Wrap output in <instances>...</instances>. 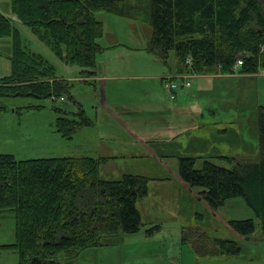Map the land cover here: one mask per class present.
<instances>
[{
    "label": "trees",
    "instance_id": "obj_1",
    "mask_svg": "<svg viewBox=\"0 0 264 264\" xmlns=\"http://www.w3.org/2000/svg\"><path fill=\"white\" fill-rule=\"evenodd\" d=\"M11 10L18 22L0 10V38L13 37V73L0 78V98L34 95L55 100L69 93L68 82L55 80L54 64L22 45L18 23L67 63L86 68L82 72L88 75L97 73L103 30L99 11L147 18L153 31L149 49L165 60L174 51L178 74L235 72L239 56L244 73L258 72L264 65V0H12ZM79 115L80 120L60 111L58 125L65 135L81 125L84 110ZM258 128L260 151L254 159L226 157L229 166L205 159L198 167V157L183 156L178 169L181 179L214 210L229 200L244 199L264 235V108ZM104 159L16 160L13 154H0V216L12 213L16 222V241L0 248L17 249L20 264H62L58 257H75L86 248L112 245L138 233L144 223L137 204L148 194L150 180L133 174L103 179L99 165ZM229 224L245 239L257 228L254 218ZM212 241L207 248L199 244V249L227 256L242 252V240Z\"/></svg>",
    "mask_w": 264,
    "mask_h": 264
},
{
    "label": "rangeland",
    "instance_id": "obj_2",
    "mask_svg": "<svg viewBox=\"0 0 264 264\" xmlns=\"http://www.w3.org/2000/svg\"><path fill=\"white\" fill-rule=\"evenodd\" d=\"M11 1L0 2V10L15 18L11 10ZM97 16L103 23L102 33L98 38L102 50L97 54V63L104 62L110 66L112 71L119 72L117 75H126V77H106L104 83L99 80H82L81 76L86 75L82 72V67L67 63L34 32L18 23L22 45L44 55L50 61L49 64H54L57 70L55 80L68 82L69 93H63L61 98L60 95H57L59 99L55 100L52 99V96L36 97L34 95L0 98V107L2 106L4 109L0 112V154H13L16 160L46 157H93L85 156V154L96 155L107 145H110L121 154L106 156V159L100 162L99 176L101 178L120 179L124 173L141 175L148 177L151 183L160 184L161 187L170 191L177 187L178 180L184 181L181 177L173 178L174 183L166 186L167 183L163 182L168 181H164L163 177L168 174L163 167L169 170L168 165L172 166L177 169L176 172L178 171V176H180L177 166L183 156L198 157V167L202 166L205 159L229 166L228 160L231 157L236 158L235 160H246L247 158L250 160L257 156L260 151L258 117L260 110L264 108L263 64L255 73L242 72V65L236 72L180 73V78L188 76L191 79L192 86L189 89L180 90L178 100L177 97L173 100L164 87V83L166 78L172 77L174 74L170 71V63L174 65L175 53L171 51L165 60L151 51L148 46L143 45V41L147 42V36L151 34V25L112 11H99ZM140 23L144 24L143 27H140ZM12 48L13 37L0 38V78L13 73V63L9 58ZM241 58L243 59V57ZM165 64L169 69L165 67ZM234 67L236 68V65ZM155 68L162 71L165 69L167 75L163 77V81L157 78L152 83L151 79L144 78V76L154 73ZM219 68L222 69V66ZM96 70L98 69L96 68L94 71ZM235 73H239V76L246 82L243 83L240 79L235 78ZM215 74H222L220 75L222 77L199 80L197 78L200 75L212 76ZM247 74L252 75L247 76ZM132 75L140 77L130 78ZM184 100L187 102H180ZM112 101L118 103L121 113L132 111L133 108L140 106L144 128L135 131L139 136L171 133L170 136H167L171 138L150 141L146 144L149 147V152L139 153V150H136V153L132 154L135 147H138L137 143L133 142L137 141L136 135L125 126L126 122L129 123L127 118L130 117L118 116L111 112L107 103L110 104ZM181 105H187L191 110L177 107ZM81 110H84L85 116L81 125L76 130H71V134L65 135L58 125L60 111H67L69 117L75 116L80 120L79 112ZM178 116L181 119H178ZM191 118L199 119L196 126L190 123ZM183 122L189 123V126L177 133V125H181L179 123L183 125ZM168 123L171 124L167 125ZM203 123L205 124L202 125ZM132 125L136 127L133 121ZM221 130H234L238 137L235 140L229 138L222 140L218 135ZM175 135L179 137L176 136L173 141L172 137ZM203 135L204 137H202ZM160 147H165L166 154L170 153V162L169 159L166 161L160 157L157 152ZM93 158L101 159L103 156ZM172 175L175 176L173 172ZM185 186H180L183 193ZM194 192L196 195L198 194L197 189H194ZM187 194V196L182 194V198L177 196L170 202L177 204V211L187 207L186 213H182L187 217L188 222L190 221V225H187L189 227L186 226L185 236L195 239L196 245L200 244L203 248H207L217 237L213 232L217 229L221 232H223V228L226 231L227 229L225 225L218 227L219 219L211 214V208L207 207L205 201L194 200L193 202L189 198L192 196L190 190ZM164 195L166 200L168 198L166 192ZM157 196L161 198L159 194ZM197 196L199 199L201 198L199 195ZM160 210L164 217L168 216L166 208L161 206ZM219 212L224 221L254 218L257 223L256 231L251 238L240 242L241 254L229 255L228 264H264V235L259 224L260 221L252 208L247 205L244 199L237 198L227 201L225 207ZM213 213L217 214L216 210L213 209ZM181 216L177 215V219ZM166 220L167 222L171 221L172 225L177 224L173 219ZM143 223L145 222L143 221ZM172 231L173 227L169 236H172ZM15 241V217L12 213L7 212L0 216V245L11 244ZM118 250L119 247H116V253ZM202 250L207 253L204 249ZM179 251L183 255L191 253L189 248L183 247L182 241ZM208 253L212 256L217 252ZM62 255L64 254L59 256ZM107 255L108 253H102L101 260L107 262L108 259L102 258ZM184 257L192 263L188 256ZM62 258L63 256L58 257L60 260ZM80 259L83 264H98L92 259L84 261V256ZM90 260L91 262H89ZM20 263V252L17 249L14 247L0 248V264Z\"/></svg>",
    "mask_w": 264,
    "mask_h": 264
},
{
    "label": "crops",
    "instance_id": "obj_3",
    "mask_svg": "<svg viewBox=\"0 0 264 264\" xmlns=\"http://www.w3.org/2000/svg\"><path fill=\"white\" fill-rule=\"evenodd\" d=\"M0 2H3V0H0ZM14 17L15 18L13 19L18 22L19 20L16 17V15H14ZM133 21H136V20H133ZM139 21H145L147 22V24H150L147 18L143 20H139ZM139 25L140 27H143L144 24L140 23ZM151 27L149 28L151 29ZM152 33L153 31L151 30V34L147 36V39H148L147 42L143 41V45L145 47L149 46ZM98 42H99V39H98ZM155 54L158 55L157 53ZM170 65H171L170 71L174 73L172 75L178 74L176 71L177 70L176 57H175L174 65H172L171 63ZM165 67L169 69V67L166 64H165ZM98 68L99 69L96 70L97 73L93 75H88L87 73H85L86 75L81 76V79L86 80V81H93V80L98 81L99 80V81H102V83H104L106 77L107 78L126 77V75L124 76L117 75L119 74V72H117L116 70L112 71L110 66L106 65L104 62H102L101 64H98ZM239 68L240 66L237 67V69ZM81 70L83 69L81 68ZM104 72H106L105 75H104ZM166 75H167V72L165 71V69L162 71L159 68H155L154 73L145 75L144 78L151 79V82L154 83L153 81L157 78H160L161 81H163V77ZM220 75L222 74H215L212 76L200 75V76H197V78L198 80L201 78H213V77L220 78L222 77ZM234 75H236L234 76L235 78L240 79L241 81H243V83L246 82L244 78H241L239 76L240 75L239 73H235ZM250 75L252 74H247V76H250ZM137 76L139 75H132L130 76V78H135ZM185 89H189V88H185ZM177 100H178V97H177ZM180 102H187V100L180 101ZM107 107H109V110L111 112H114L115 115H118V116L122 115V116H125L126 118L130 117V118H127V120H129V123L126 122L125 126H127V129L129 131H131L133 134L136 135L137 141H133V142L137 143L136 146L138 147V148L135 147V150L132 152V154H135L136 150H139V153L149 152L148 151L149 147L146 146V144L149 143L150 141L153 142L156 139H163V138L170 139L171 138V137H167V136H170L171 133H167V134L166 133H163V134L153 133V134L145 135L144 137H141L135 133L136 130H142L144 128L143 127L144 119L142 118L143 113L141 111L142 109L140 108V106H138V108H133L132 111H129V112L127 111L124 113H121L119 111V105L115 101H112L110 104L107 103ZM177 107L186 108V109L191 110L189 107H187V105L185 106L181 105ZM113 108H116L117 110H114ZM178 119H181L180 116H178ZM198 120L199 119L191 118L190 123H192L193 126H196V123ZM132 121L135 122L136 127L132 125ZM138 122H140L139 126L137 125ZM170 124L171 123H168L167 125H170ZM179 124L181 125H177V133L179 131H183L185 128L189 126V123H186V122H183V125L182 123H179ZM204 124L205 123H203L202 125ZM203 130L207 131L205 129ZM177 135L173 136L172 140ZM218 135L222 140L228 139V138L235 140L238 137L237 136L238 134L234 132V130H227V131L221 130V133H219ZM178 137L179 136H177V138ZM202 137H204V135ZM164 149L165 147H160V149H158L157 152L161 158H164L165 160L169 159V162H170L171 160V158L169 157L170 153H168L169 155L166 154ZM119 154L121 153L116 148L110 145H107L104 150H101L96 155L86 153L85 156L106 157V156H118ZM177 161H178V158H177ZM168 168L169 170L163 167L164 171L166 170L165 171L166 174H168V176L163 177L164 181L166 180L168 181V182H163V183H167L166 186H169L171 183H174L172 180L173 178H178V179L180 178V176H178V171L176 172L177 169H174L170 165H168ZM172 172L175 174V176L172 175ZM181 185L185 186V183L178 180L177 187L175 189H172L173 191H170L164 187H161L160 184H155V183L150 182L148 194L142 197L141 199H139L138 204H137L139 211L141 213V217L143 221L145 222L142 229L138 233L128 234V235H125L123 238H118L117 241L112 245L86 248L80 251L76 257L67 258V256H65L66 258H62L61 260L62 264H83V261L80 259L82 256H84L85 258L84 261L92 259L96 261L98 264H225V262L226 264H228L229 256L219 253V252H217L216 254H212L211 256L199 249V245L195 244V241H196L195 239H193L192 237L188 238L185 236L186 226L190 225V221L188 222L187 217L183 216L182 213H186L187 207H185L184 209L181 208L179 211H177V204L171 203L170 201L174 200L177 196L179 198H182V194L187 196L188 195L187 192L189 190L192 196L190 197L188 196V197L192 199L193 202L194 200L204 201V199L202 198L199 199L197 196L198 194L196 195V193L194 192V188L189 187L188 184L184 187L186 193L185 192L183 193L182 188L180 187ZM165 192L168 197L166 199L167 201L164 199ZM157 194H159L161 198L157 196ZM206 205L207 207L211 208V211H212L211 214L214 215L217 219H219L218 227H220L221 225H225V228L227 229L226 231L223 228V232H221L219 229L213 232L214 234H216L217 238H223V239L230 238V239H238L242 241L245 239V237L238 235L230 227V224H229L230 220H226V221L223 220V216L220 214L219 211L222 210L224 207L216 210L217 214H214L213 208L209 206L208 204ZM161 206L167 209L168 216H165V217L163 216L160 210ZM177 215L179 216L182 215V216L179 219H177ZM166 219H173L177 222V224L174 223V225H172L171 221L167 222ZM172 227H173V231L171 233L172 236H169V232L172 229ZM188 227L189 226H187V228ZM181 241H182L183 247L189 248L191 253L183 255L182 252L179 251V245ZM116 247H119V250L117 253L115 251ZM102 253H108L106 257H102L104 260L108 259L107 262H104L101 260L100 255ZM184 256H188L192 260V263L188 258H185ZM89 262H91V260Z\"/></svg>",
    "mask_w": 264,
    "mask_h": 264
},
{
    "label": "built area",
    "instance_id": "obj_4",
    "mask_svg": "<svg viewBox=\"0 0 264 264\" xmlns=\"http://www.w3.org/2000/svg\"><path fill=\"white\" fill-rule=\"evenodd\" d=\"M243 65V59L240 57L237 59L236 67ZM180 74L172 77H168L165 80L164 87L168 90L170 98L176 99L179 95V91L185 88H190L192 86V81L188 76L180 78Z\"/></svg>",
    "mask_w": 264,
    "mask_h": 264
}]
</instances>
